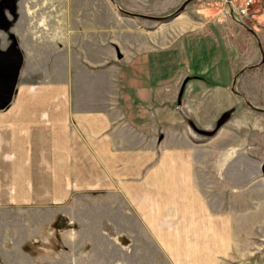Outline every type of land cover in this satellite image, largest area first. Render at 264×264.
<instances>
[{
    "label": "crops",
    "instance_id": "obj_1",
    "mask_svg": "<svg viewBox=\"0 0 264 264\" xmlns=\"http://www.w3.org/2000/svg\"><path fill=\"white\" fill-rule=\"evenodd\" d=\"M56 1L42 28L28 12L12 27L22 64L0 109V264L15 252L62 264L66 233L56 248L24 212L102 195L132 212L165 264H264V110L232 90L238 71L264 72L260 23L244 31L221 12L187 17L123 30L116 46L113 29L85 26L82 7Z\"/></svg>",
    "mask_w": 264,
    "mask_h": 264
},
{
    "label": "rangeland",
    "instance_id": "obj_2",
    "mask_svg": "<svg viewBox=\"0 0 264 264\" xmlns=\"http://www.w3.org/2000/svg\"><path fill=\"white\" fill-rule=\"evenodd\" d=\"M113 1L115 8L108 0H71L73 8L70 3L65 4L66 8L64 7V9L73 12L75 9L79 11V7H82L84 25L90 22L93 27L109 28V31L113 29V44L116 46L123 44L125 41L122 34L123 30L139 27L148 30L154 28L170 29L184 23H191L187 20V17L200 21L203 18L215 17L220 12L226 14L227 20L225 21L228 23L226 27L242 28L246 31L249 28L260 29L261 27L255 25L260 23V26L264 29V0H253L250 6L249 16H252L255 22L253 19L248 21L247 18L238 16L232 6L224 4V0H197L190 2L185 7L183 12L185 15L178 16L166 23L143 19L130 20L128 17H123L118 9L128 11V6L133 5L137 7L138 11L129 12L144 16L164 17L173 13L185 0L177 4L174 3V0H145L134 3L131 0ZM244 2L245 0H234V5L244 4ZM57 7L56 0H0V52H7L11 48L18 52L17 40L12 31L18 13H21V17H24L26 12L31 13L29 24H34L35 27L33 28L38 30V28H42L41 24L44 23V18L49 12H54ZM91 12L97 13V16L90 20ZM219 17L221 18V16ZM27 23L28 21H26V24L19 23V25L22 29H25ZM51 23L59 26L56 22ZM192 25L197 24L192 23ZM14 44H16V47ZM258 61L259 66L261 59ZM251 66L255 65L252 64L248 67ZM248 67L238 71V83L234 86V89L241 94L244 105L250 104L253 108L263 111L264 74L261 73L264 72L261 71L257 79L247 73L252 69ZM259 144V151L264 155V141L259 140ZM107 199L108 197L105 195L99 196L98 199L96 197H76L64 210L51 213L24 212L21 219L27 220L32 227L35 225V228L36 225L40 224L41 227L34 229V236L36 238L46 236L52 242L56 240V248H58V235L61 234L62 236L66 233L67 256L62 264H165V260L156 250V246L149 240L143 229L139 227L136 219L133 218L132 212L124 207L121 201L111 198L108 202ZM28 232L32 233L30 229ZM50 246H52L51 253H53L55 249L53 245ZM27 249H32L28 251L30 255L35 252L37 256V247L30 244ZM15 254L14 259L10 255H3V263L37 264L35 261L33 262L35 256L30 258L27 255L19 256L16 252ZM53 260L51 259L47 263L54 264ZM39 264H41V261Z\"/></svg>",
    "mask_w": 264,
    "mask_h": 264
},
{
    "label": "water",
    "instance_id": "obj_3",
    "mask_svg": "<svg viewBox=\"0 0 264 264\" xmlns=\"http://www.w3.org/2000/svg\"><path fill=\"white\" fill-rule=\"evenodd\" d=\"M193 1L197 0H185L173 13L164 17L144 16L121 9L118 11L122 16L131 19L140 18L158 23H166L182 14L185 10V7ZM21 64V55L14 49L11 48L7 52H0V75H5V77L0 78V109H4L6 106H8L11 100L14 87L16 86L18 80V69L21 67ZM8 88L11 89L8 90ZM262 175L264 176V165L262 166Z\"/></svg>",
    "mask_w": 264,
    "mask_h": 264
},
{
    "label": "built area",
    "instance_id": "obj_4",
    "mask_svg": "<svg viewBox=\"0 0 264 264\" xmlns=\"http://www.w3.org/2000/svg\"><path fill=\"white\" fill-rule=\"evenodd\" d=\"M253 3V0H245L244 4L234 5V0H224V4L230 5L233 7L235 13L241 18H248L250 15V6Z\"/></svg>",
    "mask_w": 264,
    "mask_h": 264
},
{
    "label": "trees",
    "instance_id": "obj_5",
    "mask_svg": "<svg viewBox=\"0 0 264 264\" xmlns=\"http://www.w3.org/2000/svg\"><path fill=\"white\" fill-rule=\"evenodd\" d=\"M118 10H120V9H118ZM12 39H13V38H12ZM15 45H16V44H14V46H15ZM15 47H16V46H15ZM259 66H261V64H260ZM254 67H256V65H255V66L248 67V68H254ZM232 90H233V92H234L238 97H240V98L242 97L241 94H239L238 92H236L234 88H233ZM249 106H251V105H249ZM251 108H253V107L251 106ZM222 122H223V119H220V120L218 121L216 127L214 128V130L211 131V132L206 133L207 136H210V137L213 136V135L216 133L217 129L219 128V126L221 125Z\"/></svg>",
    "mask_w": 264,
    "mask_h": 264
},
{
    "label": "flooded vegetation",
    "instance_id": "obj_6",
    "mask_svg": "<svg viewBox=\"0 0 264 264\" xmlns=\"http://www.w3.org/2000/svg\"><path fill=\"white\" fill-rule=\"evenodd\" d=\"M1 77H5V75H4V74H2V75H0V78H1ZM10 89H11V88H8V90H10Z\"/></svg>",
    "mask_w": 264,
    "mask_h": 264
}]
</instances>
